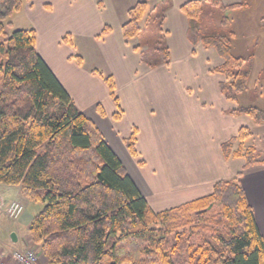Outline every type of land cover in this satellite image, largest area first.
<instances>
[{
	"label": "trees",
	"instance_id": "trees-1",
	"mask_svg": "<svg viewBox=\"0 0 264 264\" xmlns=\"http://www.w3.org/2000/svg\"><path fill=\"white\" fill-rule=\"evenodd\" d=\"M204 1L221 10L247 3ZM204 1L180 6L188 20V41L214 49L223 61L212 69L224 77L219 89L236 103L247 89L250 68L244 58L232 55L226 38L203 34L199 18ZM23 2L0 0V184L17 186L22 197L43 205L27 232L47 263L264 264V236L237 180L216 182L209 195L181 205L151 209L98 127L38 55L35 30L6 31ZM156 9L149 11L144 1L128 9L124 41L138 37L152 19L161 31L163 9ZM107 31L105 27L102 34ZM62 42L72 45L68 35ZM156 49L158 61L167 64L168 48ZM73 58L82 64L79 55ZM104 81L118 109L113 118L118 119L114 80L108 76ZM97 111L103 114L99 105ZM232 113L264 123V114L255 107ZM250 136L247 127H240L222 144L224 158H242L243 168L261 162L254 146L244 147ZM124 142L136 157V129Z\"/></svg>",
	"mask_w": 264,
	"mask_h": 264
},
{
	"label": "crops",
	"instance_id": "crops-1",
	"mask_svg": "<svg viewBox=\"0 0 264 264\" xmlns=\"http://www.w3.org/2000/svg\"><path fill=\"white\" fill-rule=\"evenodd\" d=\"M142 1L149 6V0H24L19 12L26 14L27 29L35 30L38 55L98 127L152 210L207 196L216 182L239 180L264 236V123L232 113L235 105L219 89L224 77L212 71L222 60L211 48L188 41V20L180 6L189 0H151L152 8L161 5L164 12L161 30L169 62L146 64L143 49H134L136 37L127 42L122 37L128 9ZM105 27L108 31L102 34ZM68 34L72 45L62 42ZM92 34L97 40L90 39ZM73 37L92 49L101 69L88 66L82 53V64L76 63ZM108 76L115 83L118 119L113 118L118 109L104 81ZM242 126L251 131L244 147L260 142L263 153L257 156L261 162L245 168L242 158L225 159L221 147ZM133 129L136 157L124 142ZM251 139L258 142L248 143ZM31 218L16 223L20 231L11 232L15 242L9 234L15 247L22 246L26 235L21 226L27 229Z\"/></svg>",
	"mask_w": 264,
	"mask_h": 264
},
{
	"label": "rangeland",
	"instance_id": "rangeland-1",
	"mask_svg": "<svg viewBox=\"0 0 264 264\" xmlns=\"http://www.w3.org/2000/svg\"><path fill=\"white\" fill-rule=\"evenodd\" d=\"M239 1L240 0L227 1L224 5L234 4ZM246 2L248 5L245 4L241 8L221 10L204 1L199 23L204 35L226 38L229 41L232 55L234 57L244 58L247 66L250 68L247 89L238 96L237 102L233 103L235 105L234 110L239 107H255L264 114V0H247ZM152 4L151 0H149V11L152 9ZM160 7L161 5L156 11L159 12ZM108 12L109 10L107 12L105 11V14ZM162 14L164 15V12H162ZM9 21L11 22V27L6 28L9 34L14 30L29 28L25 12L14 13ZM97 36L101 38L102 34L100 33ZM68 37L71 38V35L68 34ZM93 38L97 40L95 35L92 34L90 39ZM81 41L80 38L73 37L76 48L75 54L81 57L80 54L82 53L86 58L88 66L101 69L102 63H97V61L92 58L94 52H92V49L88 45L81 44ZM136 41L141 45L140 49L144 51L142 60H148L149 62H156L158 59L159 52L156 49L158 46H166L162 30L160 31L158 22L155 21V19L147 23L138 37H136ZM157 41L160 43L157 44ZM84 43L87 44V40ZM132 43H134V41ZM198 45H200L199 47H203L201 44ZM212 50L214 51V49ZM213 53L216 54L215 51ZM210 62H216V60L211 58ZM239 114L245 115L244 113ZM251 142L254 144V142H258V139H251L248 141V143ZM258 146H262L260 142L254 144L256 150ZM256 152L258 157L263 154L259 148ZM18 189L17 186L0 184V201L2 204H6L10 201H18L23 205V213L17 219H10L3 216V214L0 216V256H9L13 249L24 248L26 245V247L35 248L40 260L42 262H47L41 255L39 248L34 246L30 241L27 229H25L26 225L21 226V233L26 235L22 241V246L15 247L8 238L11 232L20 231L16 223H21L24 217H33L43 206L40 202H31L22 197ZM8 259L7 257L4 258L5 261ZM43 259L45 261H43ZM9 261L10 260H8V262Z\"/></svg>",
	"mask_w": 264,
	"mask_h": 264
},
{
	"label": "built area",
	"instance_id": "built-area-1",
	"mask_svg": "<svg viewBox=\"0 0 264 264\" xmlns=\"http://www.w3.org/2000/svg\"><path fill=\"white\" fill-rule=\"evenodd\" d=\"M23 213V205L18 201H10L6 204H2L0 201V216H6L10 219H17ZM9 258L10 260H4V258ZM0 264H48L47 262H42L39 258L38 252L35 248L25 247L13 249L10 255H1Z\"/></svg>",
	"mask_w": 264,
	"mask_h": 264
},
{
	"label": "water",
	"instance_id": "water-1",
	"mask_svg": "<svg viewBox=\"0 0 264 264\" xmlns=\"http://www.w3.org/2000/svg\"><path fill=\"white\" fill-rule=\"evenodd\" d=\"M10 237H11V240L12 241H14V242L16 241V237H15V234L14 233H11Z\"/></svg>",
	"mask_w": 264,
	"mask_h": 264
}]
</instances>
